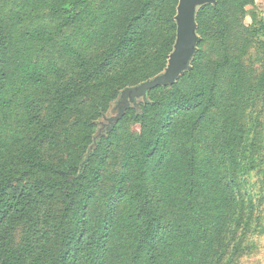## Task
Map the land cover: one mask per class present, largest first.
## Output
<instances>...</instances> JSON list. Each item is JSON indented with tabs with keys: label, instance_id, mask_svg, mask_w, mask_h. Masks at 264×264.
Listing matches in <instances>:
<instances>
[{
	"label": "trees",
	"instance_id": "16d2710c",
	"mask_svg": "<svg viewBox=\"0 0 264 264\" xmlns=\"http://www.w3.org/2000/svg\"><path fill=\"white\" fill-rule=\"evenodd\" d=\"M215 1L196 12L191 70L110 127L120 92L165 70L178 1L0 0V264H223L264 162L249 124L264 56L252 78L255 0Z\"/></svg>",
	"mask_w": 264,
	"mask_h": 264
},
{
	"label": "rangeland",
	"instance_id": "374dc122",
	"mask_svg": "<svg viewBox=\"0 0 264 264\" xmlns=\"http://www.w3.org/2000/svg\"><path fill=\"white\" fill-rule=\"evenodd\" d=\"M254 12L257 20L264 25V0H255L253 7H247L246 13L242 18L244 27H254V34L250 37V47L245 57L242 59L246 72L256 78L263 72L262 58L264 56V35L258 26H252L250 13ZM108 109L105 118L111 116V109ZM251 120L250 125L254 127L255 132L260 138H264V100L257 98L250 108ZM72 121V120H71ZM71 121L64 126L65 130L57 129L53 140L45 143L40 150L44 161L56 162L64 155L68 146V130ZM102 123L107 124L103 119ZM137 130L134 126L130 131ZM264 143V141H263ZM259 168L256 171L245 176V180L249 182L248 192L253 195L252 204V221L245 232L241 230L235 235L233 241H230L228 251L223 257V264H264V162L258 163ZM239 243L240 250L230 261V253L234 242Z\"/></svg>",
	"mask_w": 264,
	"mask_h": 264
},
{
	"label": "water",
	"instance_id": "95a60500",
	"mask_svg": "<svg viewBox=\"0 0 264 264\" xmlns=\"http://www.w3.org/2000/svg\"><path fill=\"white\" fill-rule=\"evenodd\" d=\"M176 15V38L173 51L170 53L165 70L134 87L123 89L111 109V116L105 118L106 125L113 127L125 112L137 106L142 100L147 102L148 93L158 87L172 86L185 72L191 70V61L194 58L201 38L197 35L196 12L204 5H214L215 0H177Z\"/></svg>",
	"mask_w": 264,
	"mask_h": 264
}]
</instances>
